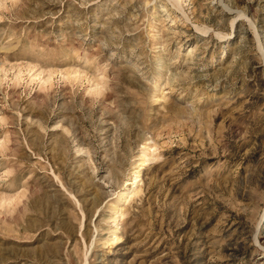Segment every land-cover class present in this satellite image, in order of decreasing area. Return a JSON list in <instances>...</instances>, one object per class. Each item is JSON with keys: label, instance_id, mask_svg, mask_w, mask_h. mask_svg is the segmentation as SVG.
Masks as SVG:
<instances>
[{"label": "rangeland", "instance_id": "obj_1", "mask_svg": "<svg viewBox=\"0 0 264 264\" xmlns=\"http://www.w3.org/2000/svg\"><path fill=\"white\" fill-rule=\"evenodd\" d=\"M2 45L0 264H264V0H0Z\"/></svg>", "mask_w": 264, "mask_h": 264}, {"label": "bare ground", "instance_id": "obj_2", "mask_svg": "<svg viewBox=\"0 0 264 264\" xmlns=\"http://www.w3.org/2000/svg\"><path fill=\"white\" fill-rule=\"evenodd\" d=\"M162 10H165V9L163 8ZM9 47H11V46H9ZM9 47L3 46V45L0 46V48H3V49H10ZM194 51H195V49H189L190 56L193 55ZM189 58H190V60H191L192 57H189ZM192 60H193V59H192ZM188 61H189V60H188Z\"/></svg>", "mask_w": 264, "mask_h": 264}]
</instances>
